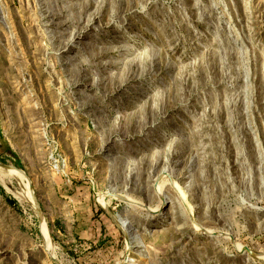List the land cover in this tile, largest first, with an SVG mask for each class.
<instances>
[{
    "label": "rangeland",
    "instance_id": "374dc122",
    "mask_svg": "<svg viewBox=\"0 0 264 264\" xmlns=\"http://www.w3.org/2000/svg\"><path fill=\"white\" fill-rule=\"evenodd\" d=\"M0 164V264H264V0H0Z\"/></svg>",
    "mask_w": 264,
    "mask_h": 264
},
{
    "label": "bare ground",
    "instance_id": "6f19581e",
    "mask_svg": "<svg viewBox=\"0 0 264 264\" xmlns=\"http://www.w3.org/2000/svg\"><path fill=\"white\" fill-rule=\"evenodd\" d=\"M7 171L9 172V174L11 173V170L9 171V170L7 169ZM12 173H14V172H12ZM17 173H18V172H17ZM17 173H16V174H17ZM16 174H15V175H16ZM102 202H104V200H103ZM104 205H106V204H104ZM44 231H45V230H44ZM207 233H208V232H207ZM141 236H142V234L139 233V234L136 235V238H140ZM137 242H138V241H137ZM137 245H138V243H137Z\"/></svg>",
    "mask_w": 264,
    "mask_h": 264
},
{
    "label": "water",
    "instance_id": "95a60500",
    "mask_svg": "<svg viewBox=\"0 0 264 264\" xmlns=\"http://www.w3.org/2000/svg\"><path fill=\"white\" fill-rule=\"evenodd\" d=\"M1 166H3L4 168H6V167H8V166H6V165H3V164H0Z\"/></svg>",
    "mask_w": 264,
    "mask_h": 264
}]
</instances>
